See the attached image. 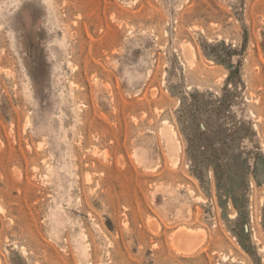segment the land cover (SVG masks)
Listing matches in <instances>:
<instances>
[{"label":"rangeland","instance_id":"obj_1","mask_svg":"<svg viewBox=\"0 0 264 264\" xmlns=\"http://www.w3.org/2000/svg\"><path fill=\"white\" fill-rule=\"evenodd\" d=\"M0 264H264V0H0Z\"/></svg>","mask_w":264,"mask_h":264},{"label":"bare ground","instance_id":"obj_2","mask_svg":"<svg viewBox=\"0 0 264 264\" xmlns=\"http://www.w3.org/2000/svg\"><path fill=\"white\" fill-rule=\"evenodd\" d=\"M191 55H192V53H191ZM174 133H173L171 126L166 125V127L163 129L161 135L163 137V141L165 142L168 154H169L170 158L173 160V162L175 163L177 161L178 145H177V142L175 139L176 136H174ZM144 155H145V152L142 151L141 153L136 154L135 156H136V159H142V158H144ZM175 230H179V228H177ZM177 232L179 234L177 233L176 235H174V239L177 241L178 240L180 241V243H181L180 246H183L182 248H184L187 251L193 250L194 246L191 245L190 242H188V236L191 235L190 232H189L190 235H188V233L186 231H182V230L180 232L179 231H177ZM193 233L194 232H192V237H195V239H197L198 235L194 236ZM177 235H179L178 238H177Z\"/></svg>","mask_w":264,"mask_h":264}]
</instances>
